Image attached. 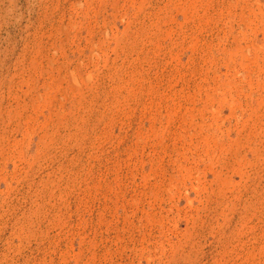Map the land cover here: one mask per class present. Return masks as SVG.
<instances>
[{"label": "rangeland", "instance_id": "1", "mask_svg": "<svg viewBox=\"0 0 264 264\" xmlns=\"http://www.w3.org/2000/svg\"><path fill=\"white\" fill-rule=\"evenodd\" d=\"M0 264H264V0H0Z\"/></svg>", "mask_w": 264, "mask_h": 264}]
</instances>
